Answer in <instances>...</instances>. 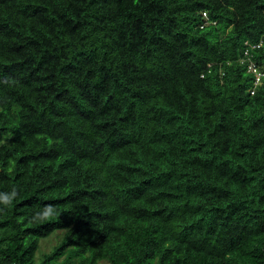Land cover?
Wrapping results in <instances>:
<instances>
[{
    "label": "trees",
    "instance_id": "16d2710c",
    "mask_svg": "<svg viewBox=\"0 0 264 264\" xmlns=\"http://www.w3.org/2000/svg\"><path fill=\"white\" fill-rule=\"evenodd\" d=\"M261 40L264 0H0V264H264Z\"/></svg>",
    "mask_w": 264,
    "mask_h": 264
},
{
    "label": "rangeland",
    "instance_id": "374dc122",
    "mask_svg": "<svg viewBox=\"0 0 264 264\" xmlns=\"http://www.w3.org/2000/svg\"><path fill=\"white\" fill-rule=\"evenodd\" d=\"M60 234H56V235H53L52 237L48 238V239H45V240H42L41 243H40V251H39V255L41 254V250L43 252H50L53 247L55 245L58 244V242L60 241V238L61 236L59 237ZM39 259V258H38ZM100 264H110L109 262H101Z\"/></svg>",
    "mask_w": 264,
    "mask_h": 264
},
{
    "label": "clouds",
    "instance_id": "9594fccd",
    "mask_svg": "<svg viewBox=\"0 0 264 264\" xmlns=\"http://www.w3.org/2000/svg\"><path fill=\"white\" fill-rule=\"evenodd\" d=\"M205 17H207V15H206ZM246 44L249 45V43H246ZM250 45H251V44H250ZM259 45H261V46L259 47ZM263 45H264V40H261L260 43L255 44V45H251V48H252V49H259V48H261ZM247 51H248V50H247ZM245 53H246V52H245ZM245 53H244V54H245ZM247 58H248V55L245 54V56H243L242 59H241V63H242V64H245V63L247 62ZM250 63H252V62H250ZM250 63H249V64H250ZM255 64H256V63H255ZM248 66H249V65H248ZM257 66H258V65H257ZM248 70H249V67H248ZM252 94H255V90L252 91ZM12 195L15 196V192H13ZM5 199L8 200L9 198L6 197ZM51 211H52L51 206H48V211H45V212L43 213V215H44L45 217H47Z\"/></svg>",
    "mask_w": 264,
    "mask_h": 264
},
{
    "label": "built area",
    "instance_id": "2783aa9c",
    "mask_svg": "<svg viewBox=\"0 0 264 264\" xmlns=\"http://www.w3.org/2000/svg\"><path fill=\"white\" fill-rule=\"evenodd\" d=\"M204 15L206 16V13H204ZM260 46L261 45H259V47ZM245 54L249 55V51H246ZM248 67H249V71L256 76V84H259L262 78L264 77V70H261L255 63H250Z\"/></svg>",
    "mask_w": 264,
    "mask_h": 264
}]
</instances>
